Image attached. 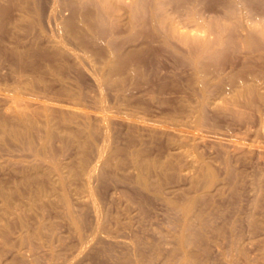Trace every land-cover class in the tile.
Wrapping results in <instances>:
<instances>
[{
  "label": "rangeland",
  "instance_id": "rangeland-1",
  "mask_svg": "<svg viewBox=\"0 0 264 264\" xmlns=\"http://www.w3.org/2000/svg\"><path fill=\"white\" fill-rule=\"evenodd\" d=\"M12 2L0 0V9L7 14L0 15V119L11 113L9 104L14 94L8 90L18 84L17 66L9 54L29 44L23 37L24 28L12 26L18 16ZM260 11L253 12V16L264 21V10ZM232 52L210 64L211 67L208 64L211 71L223 72L225 85L230 83L228 79L232 74L235 76L234 73L238 79H245L249 70L264 74V62L257 60V54L251 55L249 61L244 54ZM172 56L161 61L168 71L173 69L172 73L180 68L178 74L174 73L176 78L172 76L171 80L179 78L174 82H179L181 91L175 94L176 88L171 83L164 97L150 100L143 88L132 96H124L126 104L124 101L119 104L123 96L121 99L111 96L109 104L113 116L126 118L130 116L127 113H131L139 119L173 118L182 126V131L178 125L174 128L176 132L162 126L148 128L135 123L133 126L120 119L117 127L110 129L109 140L102 146L95 124H92L93 130L86 129L87 133L80 136L82 140L77 141L69 136L67 125L55 123L53 132L57 139L50 143L52 151L47 152L52 160L49 164H39L19 145L8 142L0 128V264H141L149 259L154 261L152 264H160L171 260L178 252L177 240L184 219L196 223L192 235L197 241L188 250L196 254L198 264H224L229 251L234 264H263L264 101L254 98L252 105L241 104L226 113L209 108V125L205 127L210 135H205L206 128L205 133L195 132L194 118L179 107L193 100V90L188 85L192 72L186 60L181 62L174 58L173 61ZM172 61L176 64L172 65ZM91 62V65L95 63L94 69L99 68L96 58H91ZM183 63L186 65H179ZM51 80L49 77L45 82L49 84ZM221 88L224 86L214 89L212 98L229 99ZM261 93L264 97V90ZM164 101L170 107L161 106ZM64 116L67 118V113ZM88 131L97 133V138L94 136L93 142L85 146L91 157L89 162L95 163L97 151H104L97 163L98 174L95 172L91 183L79 175L84 156L78 144L83 143ZM153 163L161 169L152 170ZM36 164L39 171H30L31 165ZM201 164L210 166L212 179L202 174ZM225 166L230 168L229 173ZM23 168L26 173L30 171L31 177L27 174L31 179L29 186L22 184L20 170ZM139 178L145 179L146 188L139 185ZM59 179L63 181L60 183ZM62 197H66L68 206L76 216L83 217L85 223L72 225L65 219ZM191 200L196 203L186 218L169 207V203L184 205ZM94 209L98 213V232L97 238L91 240L96 228ZM198 217L207 221L205 230L197 224ZM234 238L238 240L237 250L230 247V239ZM99 253L102 258L98 257ZM104 254L110 255L109 258Z\"/></svg>",
  "mask_w": 264,
  "mask_h": 264
},
{
  "label": "bare ground",
  "instance_id": "bare-ground-1",
  "mask_svg": "<svg viewBox=\"0 0 264 264\" xmlns=\"http://www.w3.org/2000/svg\"><path fill=\"white\" fill-rule=\"evenodd\" d=\"M12 1L18 12L12 26L24 28L23 37L29 44L23 45L21 49H14L9 54L11 61L17 66L18 82L16 83L18 84L8 90L10 94H14V100L9 104L12 111L0 119V128H3L8 142L19 145L38 163L49 164L52 160L51 154L48 157L47 152L51 150L50 143L57 139L53 132L55 123L67 125L69 136L77 141L82 140L80 136L87 133L86 129L93 130L92 124H95V131L101 141L97 140L103 143L102 146L108 142L109 132L120 119L127 120L133 126L134 123L145 124L148 128L162 126L176 131L177 129L174 128L179 123L177 124L173 118L164 121L142 117L139 119L131 116V113H127L130 116L126 118L116 117L112 115L113 111L109 104L112 100H109L111 96L114 98L123 96L122 99L120 97L121 103H119L122 104L124 96L129 97V94L132 96V93L143 88L146 90L145 96L150 100H154L157 96L164 97L169 84H173L176 88L175 94L178 93L181 88L178 89L179 82L174 81L179 78L174 81L171 79L172 76L176 78L174 73L181 71L180 68L172 73V68L168 71L161 61L170 55L174 56L173 59L171 57L173 61L186 60L187 67L192 72L190 79L187 80L193 90V100L190 97L192 102H186L185 106L183 103L179 104V107L180 111L186 109L194 118L195 132L205 133L207 129L205 135L209 133L208 128L205 127L209 125L207 123L209 108L226 113L238 105L242 104L241 106L245 107L250 105L254 98L264 101L261 93V90H264V74L261 72L250 71V66L248 68L250 73L247 74L248 76L245 75V79H238L235 73V76L230 73L232 74L228 79L230 83L225 85L223 72L211 71L212 69L209 68L210 64L216 63L229 51L242 53L248 60L251 59V55L257 54V60L264 62V21L253 16L256 10H264V0ZM1 14L4 16L6 11L0 9ZM91 58L97 59L99 68H93L95 63L91 65ZM173 61L172 65H175ZM184 64L186 65V63L179 65L184 66ZM212 68L214 69V66ZM182 75L180 76L183 77ZM49 77L53 81L48 84L45 81ZM223 86L224 88H221L223 94L229 95L230 98L219 97V101L217 98H212L214 89ZM91 93L95 95L92 97ZM141 95L143 96V93ZM168 105L165 101L161 104L165 107ZM65 113L68 115L67 118L64 116ZM180 126L177 128L181 130L182 126ZM96 132L92 134L90 131L83 137V143L78 144L83 148L81 151L84 156L80 163L79 175L84 176L87 183L94 179L97 163L104 152L102 149L97 151L95 163L89 162L90 155L88 156L85 146L93 142L95 137L97 138ZM215 132L217 134L216 130ZM36 166L39 165H31L32 170L29 169L30 166L26 169L32 172L39 171ZM26 169L20 170L22 184L29 186L31 179H28L27 174L30 176V171L26 173ZM153 169L160 170L161 166L153 163ZM199 169L203 175L213 178L209 165L201 164ZM226 171L229 173L231 170L226 167ZM62 181L59 179L60 183ZM138 182L142 188L147 187L145 179L139 178ZM62 203L65 206L64 216L67 221L72 225L83 221V217L76 216L73 209L68 206L66 197H62ZM195 203V200L184 205L169 203V207L178 210L181 217L186 218ZM97 216V210L94 209L93 218L96 220L94 224L96 228L92 231L91 240L97 238ZM196 221L201 228L206 227L207 221L204 218L198 217ZM193 224L190 220H182L181 233L177 240L178 248L176 247L178 252L172 255L171 260H164L160 264H198L196 254L188 250V247L197 241L192 235L193 226H196V223ZM216 233L221 232L217 230ZM236 240L230 239V247H236L237 250ZM229 252L228 255L225 254L224 264H234ZM97 255L103 257L100 253ZM153 262L149 259L145 262L141 261V264Z\"/></svg>",
  "mask_w": 264,
  "mask_h": 264
}]
</instances>
